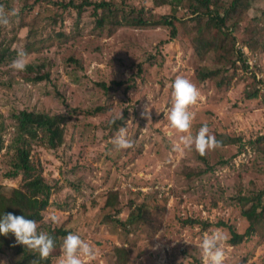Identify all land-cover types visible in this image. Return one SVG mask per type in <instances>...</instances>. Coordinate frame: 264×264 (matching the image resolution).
I'll return each mask as SVG.
<instances>
[{
  "label": "rangeland",
  "instance_id": "1",
  "mask_svg": "<svg viewBox=\"0 0 264 264\" xmlns=\"http://www.w3.org/2000/svg\"><path fill=\"white\" fill-rule=\"evenodd\" d=\"M7 1L10 13L21 16L0 27V41L6 37L8 43L12 27L17 28L20 20L24 23L11 46L15 54L0 63L4 189L22 183L11 175L19 132L13 113L25 108L68 117L61 146L51 148L38 140L32 144V158L40 162L45 180L53 186L38 230L47 224L80 235L95 249V258H86V264H202L199 244L204 233L216 232L225 237L226 264H264V236L233 245L228 225L218 224L224 221L244 232L248 220L237 195L264 189V156L248 143L264 135V0H242V11L234 18L238 28L233 32L237 40L232 54L206 42L212 29L189 17L187 0L176 8L182 18L175 21L176 34L169 25L96 28L92 6H86L80 18L77 15L73 4L83 0ZM114 1L121 5L122 0ZM228 1L222 0L226 6ZM125 2L151 9L148 17L153 19L171 13L175 6H157L155 0ZM59 31L72 37L66 40L56 34ZM251 35L258 40L254 45L245 41ZM28 41L32 44L27 46ZM18 51L27 53L22 72L11 68ZM224 55L228 62L222 60ZM248 64L251 69L245 67ZM217 68L218 74L200 78L199 71ZM253 72L260 83L254 81ZM41 75L46 77L37 80ZM178 76L190 80L200 93L189 108L194 117L191 134L207 124L210 134L221 140L205 158L194 145L174 148L183 134L171 128L164 112L171 108L172 85ZM221 77L225 83L219 85ZM256 87L258 97L248 98ZM151 103L149 121L141 113ZM120 113L123 124L118 123V129L126 127L131 148L119 149L112 143L118 129L109 123ZM142 203L147 206L142 231L135 229L137 224L126 230L107 215L119 214L124 221ZM53 215L56 223L48 219ZM186 218L209 226L205 228L202 221L185 225ZM9 252H0V264L16 260ZM55 253L56 249L52 264L63 256Z\"/></svg>",
  "mask_w": 264,
  "mask_h": 264
},
{
  "label": "trees",
  "instance_id": "2",
  "mask_svg": "<svg viewBox=\"0 0 264 264\" xmlns=\"http://www.w3.org/2000/svg\"><path fill=\"white\" fill-rule=\"evenodd\" d=\"M156 1V5L160 6L162 3H168L169 5H175L172 8L171 13H165L158 19L149 18L148 15L151 13V9L145 10L143 7H134L128 5L125 0L121 1V5L114 0H83L79 4H73L78 9L77 15L80 18L82 11L86 6H92V14L96 17L95 27L102 29L105 25H119V26H149V25H163L171 26L172 34H176L177 28L175 21L182 20L176 14V8L182 5L184 0H161L162 2ZM71 4L73 2H70ZM0 5H3L5 11L10 17V22L16 15L21 16L20 13L12 15L10 13L9 3L7 0H0ZM32 8V5H27ZM187 6L192 20H196L198 24L202 21L206 22V27L211 28L212 32L209 35L211 39L207 40L211 46H217L224 48L228 54H232L235 49V42L237 36L233 35V32L237 30L238 23L234 21V18L239 16L244 6L242 0H229L228 5H224L222 0H187ZM246 7L248 6L245 5ZM61 20L63 19L62 16ZM21 20L18 22L17 28L12 27V34L9 42L5 41L6 37H3L0 41V63L6 61V59L15 54V50H11L12 43L17 37V31L23 26ZM58 20L53 21V25L56 26ZM214 31L216 33L214 34ZM250 31L256 32L255 29ZM59 36H66V40L72 37V34H65L64 32H57ZM1 35V32H0ZM229 40V41H228ZM248 45H254L258 40L254 36H250L249 39L245 40ZM32 44L31 41L27 42V46ZM231 44L228 49L226 45ZM228 49V50H227ZM241 51V52H240ZM239 54H243L242 50L238 51ZM246 58V57H245ZM244 58V59H245ZM225 62L229 61V58L224 55L223 59ZM245 62V61H244ZM232 63L236 65L235 61ZM245 67L250 68V64ZM142 68H139L141 70ZM220 72V69H210L208 71H199V76L202 80L208 79L209 77L216 75ZM46 76H37V80L43 79ZM253 79L255 82L260 83L261 79L256 78V72H253ZM224 78L221 77L219 85L224 84ZM260 78V77H259ZM122 82H117L120 85ZM228 83V81H226ZM264 85V78L262 79ZM264 88V86H263ZM260 92V88L256 87L252 92L247 94L248 98H257ZM14 118L17 121L18 136L14 145V154L11 160L12 172L11 175L20 177L22 183L18 187L11 189H4L0 185V216L5 213L11 212L15 215H23L27 219H34L37 223L43 222L44 213L46 208L51 204L50 197L53 186L49 184L44 176L43 169L40 166V162H36L32 158V144L34 141H41L44 145L56 148L63 144L65 141L66 134V121L67 115L63 113L49 114L44 111H36L29 109H21L18 112L13 113ZM118 123L123 124V120H117L116 123L110 121V126L113 129H118ZM198 130H195V134ZM212 135V134H211ZM217 141L221 142L220 138L215 133ZM252 148L258 153L264 156V135L257 136L254 139H250L248 142ZM245 144V143H244ZM244 144L241 145L243 149ZM4 148V140L0 136V151ZM201 158H205V155H200ZM56 189L59 187L54 186ZM237 199L241 208L242 215L248 220V226L244 232H239L235 226L227 224L224 221L218 222L219 225H228L231 236L229 238L233 245L241 243L244 239H248L254 235L264 236V189L257 191L256 193L249 195L238 194ZM144 203L142 205H136L131 210L129 217L126 220H120L117 216L107 214L112 220L115 217L116 221L119 222L121 227L126 230H131L133 225L137 224L135 229L143 230L140 223H144L147 220L144 216L146 211ZM119 213V212H118ZM197 218H186L183 220L185 225H194L198 223ZM205 228L209 226L207 222L202 221ZM50 235L55 242L56 253L58 256L62 253V243L64 238L70 233V230L62 226H51L45 225L41 230ZM153 234V233H152ZM151 234V235H152ZM10 251L13 255H16V260L10 262V264H52L54 255L49 256L47 260L38 259V254L31 252L25 246L16 244L15 236L9 234L7 236L0 235V252ZM9 252V253H10ZM122 253L125 251L122 249ZM124 260V255L122 254Z\"/></svg>",
  "mask_w": 264,
  "mask_h": 264
},
{
  "label": "clouds",
  "instance_id": "3",
  "mask_svg": "<svg viewBox=\"0 0 264 264\" xmlns=\"http://www.w3.org/2000/svg\"><path fill=\"white\" fill-rule=\"evenodd\" d=\"M13 15L15 12L13 11ZM10 22L9 14L5 11L3 5H0V27H7ZM27 53L18 51L16 59L11 63V68L15 71H24L27 68ZM171 108L165 113V119L170 122L171 128L182 133L179 137V144L174 145L179 150L180 145L186 148H192L200 155H205L208 150L215 149L220 142L214 135L210 134L209 127L204 124L193 136L191 134L193 114L189 111L190 106L195 105L200 97L197 87L188 79L177 77L172 85ZM152 102V97L147 96ZM153 104L145 105L142 116L151 121V107ZM117 120H123V114H117L113 117L112 123ZM112 143L119 149H127L133 146L132 141L128 138L125 126H121L113 137ZM51 222L56 223L55 215L48 218ZM15 236L16 244H21L31 252L38 254V259L47 260L55 248L54 239L38 231V224L34 219H27L23 215H15L11 212L0 216V235ZM186 243L192 244L188 238H183ZM225 237L221 233H204L199 244L202 249V264H226L227 250L223 246ZM63 256L58 264H86L87 259L95 258V249L92 245L81 238L80 235L69 233L63 240ZM35 264V260L33 261Z\"/></svg>",
  "mask_w": 264,
  "mask_h": 264
}]
</instances>
